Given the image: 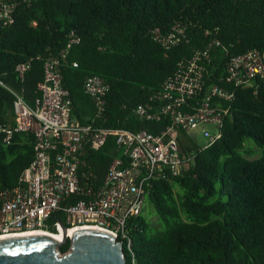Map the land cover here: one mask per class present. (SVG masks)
Listing matches in <instances>:
<instances>
[{
  "label": "trees",
  "instance_id": "16d2710c",
  "mask_svg": "<svg viewBox=\"0 0 264 264\" xmlns=\"http://www.w3.org/2000/svg\"><path fill=\"white\" fill-rule=\"evenodd\" d=\"M5 1L16 8L13 21L0 24V125L13 133L6 139L0 131V208L3 192L18 184L35 154V134L14 129L15 93L35 103L48 59L58 61L73 121L161 134L168 117L148 118L137 108L155 109L179 63L201 52L207 88L234 91L222 103L227 112L221 135L203 146L179 131L182 171L165 169L148 188L162 227L143 211L129 218L126 237L119 239L127 264H263L264 152L250 158L245 143L253 138L264 145V75L233 86L226 83V70L232 58L264 51V0ZM174 26L185 30L177 33V43L156 38ZM95 74L109 85L103 105L85 91V80ZM122 155L112 135L89 149L81 182L99 185ZM70 247L69 240L59 249Z\"/></svg>",
  "mask_w": 264,
  "mask_h": 264
},
{
  "label": "built area",
  "instance_id": "2783aa9c",
  "mask_svg": "<svg viewBox=\"0 0 264 264\" xmlns=\"http://www.w3.org/2000/svg\"><path fill=\"white\" fill-rule=\"evenodd\" d=\"M15 8V3L0 0V24L13 21ZM184 32V28L174 26L166 35L157 33L156 38L171 45L179 41L177 33ZM201 55L196 52L179 63L178 70L165 81L155 109L148 105L137 108L138 114L148 118L168 117L170 123L161 134L73 121L72 101L62 86L58 61L48 59L35 103L31 105L15 93L18 124L14 129L35 134V154L21 172L18 184L3 192L0 236L37 230L57 234L64 232L65 225L67 232L91 226L109 231L117 239L125 238L127 222L144 211L148 188L156 175H164L165 169L175 175L182 171L179 131L201 127L209 135L208 126H214L218 133L210 135L204 146L221 135L227 112L222 103L230 101L234 91L216 84L207 88ZM203 55L210 60L208 52ZM19 68L24 70L23 66ZM263 75L264 51L254 48L232 58L226 83L249 85ZM108 90V83L100 75L85 80V91L102 105ZM0 131H5L6 139L13 133V129L1 125ZM111 135L116 137L123 155L114 159L102 183H82L80 169L88 150L104 145ZM72 236L67 235L69 239Z\"/></svg>",
  "mask_w": 264,
  "mask_h": 264
},
{
  "label": "water",
  "instance_id": "95a60500",
  "mask_svg": "<svg viewBox=\"0 0 264 264\" xmlns=\"http://www.w3.org/2000/svg\"><path fill=\"white\" fill-rule=\"evenodd\" d=\"M64 233L67 227L63 226ZM71 241L65 254L60 246ZM0 264H127L123 241L103 229L83 228L63 241L44 233L0 238Z\"/></svg>",
  "mask_w": 264,
  "mask_h": 264
},
{
  "label": "rangeland",
  "instance_id": "374dc122",
  "mask_svg": "<svg viewBox=\"0 0 264 264\" xmlns=\"http://www.w3.org/2000/svg\"><path fill=\"white\" fill-rule=\"evenodd\" d=\"M209 129V135L205 134L202 131L201 127H196L193 130L187 132V134L185 135L186 139L188 140H192L197 144L200 145H205L208 142V139L210 137V135L212 134H216L218 133V129H216L214 126H208ZM245 148H249L250 149V158H258L260 157L263 152H264V145H259L255 139L251 138L248 139L245 143ZM244 152V150H242ZM245 153V152H244ZM144 214L149 218V220L151 221L152 225H157L160 228L162 227L160 220H159V216L155 210V207L153 206V204L149 201V199H147L146 202V206L144 209Z\"/></svg>",
  "mask_w": 264,
  "mask_h": 264
},
{
  "label": "bare ground",
  "instance_id": "6f19581e",
  "mask_svg": "<svg viewBox=\"0 0 264 264\" xmlns=\"http://www.w3.org/2000/svg\"><path fill=\"white\" fill-rule=\"evenodd\" d=\"M83 228L99 229V228H96V227L85 226V227L71 228V229L68 230L67 233H64L63 231H61V232H58L57 234H52V233H49V232L37 230V231H28V232H23V233L3 235V236H0V238H7V237H13V236H23V235L33 234V233H44V234H47V235L55 237L59 241H63L67 235H74L75 231H77L79 229H83Z\"/></svg>",
  "mask_w": 264,
  "mask_h": 264
}]
</instances>
